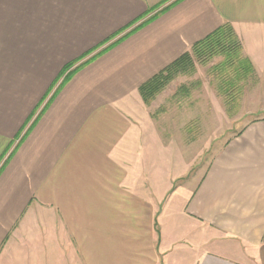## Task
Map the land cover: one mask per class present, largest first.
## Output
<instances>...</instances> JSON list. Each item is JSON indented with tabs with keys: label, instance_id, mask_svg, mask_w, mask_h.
<instances>
[{
	"label": "crops",
	"instance_id": "0c3cea01",
	"mask_svg": "<svg viewBox=\"0 0 264 264\" xmlns=\"http://www.w3.org/2000/svg\"><path fill=\"white\" fill-rule=\"evenodd\" d=\"M173 1L0 0V264H264V0H180L58 88ZM226 22L261 112L189 186L139 87Z\"/></svg>",
	"mask_w": 264,
	"mask_h": 264
},
{
	"label": "rangeland",
	"instance_id": "374dc122",
	"mask_svg": "<svg viewBox=\"0 0 264 264\" xmlns=\"http://www.w3.org/2000/svg\"><path fill=\"white\" fill-rule=\"evenodd\" d=\"M222 59L220 55L198 59L194 71L177 75L150 105L146 104L164 141L173 144L165 153L167 162L177 159V147L186 156L189 172L185 178L189 180L185 182L189 186L248 119L261 112L252 102L259 83L256 72L242 81L240 90L220 91V79L213 68Z\"/></svg>",
	"mask_w": 264,
	"mask_h": 264
},
{
	"label": "trees",
	"instance_id": "16d2710c",
	"mask_svg": "<svg viewBox=\"0 0 264 264\" xmlns=\"http://www.w3.org/2000/svg\"><path fill=\"white\" fill-rule=\"evenodd\" d=\"M178 1L180 0H175L169 5L161 8L156 13L135 26L132 30L114 41L112 44L108 45L98 53L89 57L86 61L82 62L75 68L71 69L79 60L65 66L61 74V76H64V79L58 88H60L66 81H68L80 67L96 58L98 55L103 53L105 50H107L109 47L117 43L128 34L134 32L135 30L141 28L142 26L146 25L153 19L163 14ZM243 51L244 47L242 45L241 39L236 33L233 25L229 22H226L216 30L208 34L205 38L197 41L189 50L181 54L171 63L166 65L163 69L143 82L139 87L140 94L145 104L150 105L151 102L157 97V95H159L177 75L194 71L196 68V61L198 59L206 56L208 58H213L218 55L222 56L223 59L214 66L213 70L219 76L218 78L220 79L221 83L219 85L220 91L226 92L230 88H232V90H240L242 88V81H246V79L250 75L255 73L252 61L244 54ZM69 69L71 70L67 72Z\"/></svg>",
	"mask_w": 264,
	"mask_h": 264
}]
</instances>
